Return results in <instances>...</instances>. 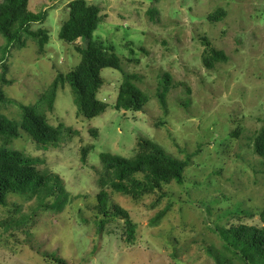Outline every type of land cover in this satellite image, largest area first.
Returning <instances> with one entry per match:
<instances>
[{"label":"rangeland","instance_id":"1","mask_svg":"<svg viewBox=\"0 0 264 264\" xmlns=\"http://www.w3.org/2000/svg\"><path fill=\"white\" fill-rule=\"evenodd\" d=\"M69 1L28 0L30 12L46 13L42 24L30 28L46 29L49 39L42 51L31 38L10 46L0 61V75L5 66L10 81L0 82L7 98L36 105L58 74L78 65L76 47L84 42L58 38ZM85 1L99 9L93 37L114 47L122 72L137 76L134 83L148 100L138 112L116 110L123 74L104 68L96 98L107 107L99 116L77 114L67 83L51 111L39 106L50 125L69 128V134L42 148L19 129L5 147L38 157L37 168L58 173L73 200L54 212L33 196L8 195L0 207V264H54L44 252L67 264H216L207 248L231 264H244L223 249L215 229L231 222L257 225L264 208V162L253 151L255 133L264 126V0ZM151 8L157 11L152 19L146 13ZM210 48L225 59L209 69L203 60ZM164 74L165 111L157 99ZM0 112L20 120L14 104H0ZM141 139L188 158V165L181 184L171 182L138 199L110 195L111 205L126 210L135 225L128 241L122 219L98 230L91 207L103 173L99 153L131 158Z\"/></svg>","mask_w":264,"mask_h":264},{"label":"trees","instance_id":"2","mask_svg":"<svg viewBox=\"0 0 264 264\" xmlns=\"http://www.w3.org/2000/svg\"><path fill=\"white\" fill-rule=\"evenodd\" d=\"M27 3L28 0L0 1V35L4 40V45L0 48L1 62L10 46L13 44L23 46L25 38L33 39L40 51L48 42L49 35L46 29L30 28L31 24L44 22L45 11L30 12ZM66 8L68 18L60 25L58 38L67 43H75L78 40L84 42L83 48L76 47L80 54L78 65L66 74H58L33 106L22 105L7 98L0 87V104H14L20 109L19 121L8 119L0 112V207L6 205V198L10 194L33 196L39 207L54 212L61 211L73 200L63 186V180L58 173L43 172L37 168L40 161L38 157L5 147L19 137V129L24 131L35 145L42 148L61 142L64 135L69 134V128L50 125L39 110V106H44L48 111L52 110L59 87L65 83L70 86L76 112L86 119L99 116L107 107L104 102L96 98L103 83L101 70L104 68L118 70L123 74L114 104L116 110L138 112L148 100L134 83L137 76L122 72L121 61L114 47L105 45L93 37L100 22L98 7L87 4L85 0H71ZM156 12L155 8L146 11L151 19ZM221 14V11L217 12L212 19L218 20ZM209 51L210 54L203 62L210 69L214 63L224 60L225 54L212 48ZM5 68L3 66L0 82L9 84L10 81L4 76ZM168 82L169 77L164 74L157 94L160 107L164 111ZM253 151L264 162V126L255 133ZM86 155L87 149L82 148L80 156L82 162L85 161ZM98 158L103 173L97 179L99 191L95 196L96 202L91 207L96 217L95 226L101 230L107 222L122 219L128 241L133 239L135 225L126 210L111 205L110 195L119 193L131 199H138L145 194L161 191L164 185L171 182L181 184L184 168L188 165V158L182 160L175 158L158 144L146 139L138 142V150L131 158L104 152L99 153ZM5 224L3 223L4 226ZM215 231L223 249L236 255L244 264H264V208L259 214L257 225L231 222L226 226H216ZM206 251L216 264H231L222 258L223 253L210 248ZM42 255L54 264H67L54 253L44 252Z\"/></svg>","mask_w":264,"mask_h":264}]
</instances>
